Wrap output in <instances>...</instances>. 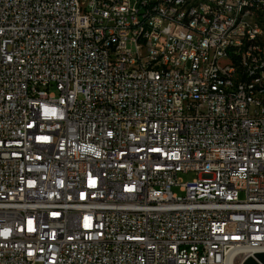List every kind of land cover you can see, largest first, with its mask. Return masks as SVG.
Segmentation results:
<instances>
[{
  "label": "built area",
  "instance_id": "obj_1",
  "mask_svg": "<svg viewBox=\"0 0 264 264\" xmlns=\"http://www.w3.org/2000/svg\"><path fill=\"white\" fill-rule=\"evenodd\" d=\"M258 64L264 0H0V264L264 252Z\"/></svg>",
  "mask_w": 264,
  "mask_h": 264
},
{
  "label": "bare ground",
  "instance_id": "obj_2",
  "mask_svg": "<svg viewBox=\"0 0 264 264\" xmlns=\"http://www.w3.org/2000/svg\"><path fill=\"white\" fill-rule=\"evenodd\" d=\"M236 14H244V4H237ZM258 7L250 8V20H257ZM255 77L264 78V64H258L255 66ZM249 94L253 97L255 102L264 101V91L261 89V82H253L249 87ZM236 253L231 255L229 264H235Z\"/></svg>",
  "mask_w": 264,
  "mask_h": 264
},
{
  "label": "water",
  "instance_id": "obj_3",
  "mask_svg": "<svg viewBox=\"0 0 264 264\" xmlns=\"http://www.w3.org/2000/svg\"><path fill=\"white\" fill-rule=\"evenodd\" d=\"M241 264H264V252H257L253 256L245 257Z\"/></svg>",
  "mask_w": 264,
  "mask_h": 264
},
{
  "label": "rangeland",
  "instance_id": "obj_4",
  "mask_svg": "<svg viewBox=\"0 0 264 264\" xmlns=\"http://www.w3.org/2000/svg\"><path fill=\"white\" fill-rule=\"evenodd\" d=\"M178 177L182 179L183 181L191 180L193 177H195V174L193 172H188V173H179ZM174 192L179 193L177 188H173ZM240 197H243V194L240 193ZM241 259L239 256L236 257L235 259V264H241Z\"/></svg>",
  "mask_w": 264,
  "mask_h": 264
}]
</instances>
